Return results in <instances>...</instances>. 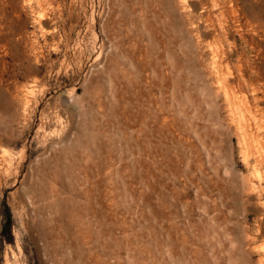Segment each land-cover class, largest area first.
Returning <instances> with one entry per match:
<instances>
[{
	"label": "rangeland",
	"instance_id": "rangeland-1",
	"mask_svg": "<svg viewBox=\"0 0 264 264\" xmlns=\"http://www.w3.org/2000/svg\"><path fill=\"white\" fill-rule=\"evenodd\" d=\"M157 1L144 24L145 0H0V264H94L105 240L108 264H264V150L239 138L250 123L264 140V105L248 115L204 101L214 84L197 73L210 75L211 58L183 52L195 31L161 44L189 5ZM235 1L253 10L258 55L216 56L235 78L238 59L253 67L260 97L264 0ZM231 29L226 48L239 52L248 28ZM113 58L130 74L113 78ZM45 158L61 169L48 200H71L73 240L58 222L36 228L53 215L25 187Z\"/></svg>",
	"mask_w": 264,
	"mask_h": 264
},
{
	"label": "bare ground",
	"instance_id": "bare-ground-1",
	"mask_svg": "<svg viewBox=\"0 0 264 264\" xmlns=\"http://www.w3.org/2000/svg\"><path fill=\"white\" fill-rule=\"evenodd\" d=\"M159 1H157V2H159ZM178 1L180 3H187L189 5V9L186 10L184 14H181L180 16H178L179 20L175 21L176 23H175L174 28L168 31V35L172 36V38L166 37L164 39V41L161 42L162 46H164L165 48L168 49V46L170 44V39L172 40L173 37L174 38H180V37L183 38L186 35L187 28H191V30L195 31V34L197 35V39L195 41H192V39L188 38L187 41L185 42V46H184L183 52L186 55H191L192 51H196V52L200 53L201 55H209L210 58H211L210 59L211 60V62H210V64H211V73H209L210 75H206V76L203 75L202 76V75L197 73V76H199V78L202 81H207L208 79L211 78V80H212V82L214 84L213 89L211 90L210 83L209 84L203 83V91H204L203 98H204V101H207L209 99V95L212 94L215 99L222 98L223 101L228 104V107L233 106V108L235 107V108L239 109V111L242 112V113L245 112V113H247L249 115V114L252 113V111L253 112L260 111L261 108H256V111L252 110V106H253L252 104L253 103H255V105H257L259 103L264 105V89L261 90L262 96L258 97L257 96L258 89H257L256 84L254 83V81H256V80L259 81L260 78H258L257 76L253 78V75H252V74H254L253 67H249V69L251 71H250V74L247 75L246 74V69L242 68L240 60L238 59V64L236 65V67H238V70L241 71V72L239 73V77L235 78L233 76V71H232L231 67H229V65H228L227 60L225 59V64H223L222 62H220V59L218 60L219 56H218V58L216 56V55H222V57H223V55H225L224 57L227 58L228 55H258L257 46H256V43H255V35L256 34L254 33V29H253L254 25L252 23L253 10L250 8V10H245V11L243 10L242 11L241 10L242 8H240L237 5V2L235 0H178ZM144 3H145L144 4L145 6L142 7V10L144 12V14H143L144 16L141 18L140 21H142L144 24H147V22H150V21H149V19H147L146 16L148 14L145 15L146 13L151 12V14L153 15L152 16L153 18L157 17L158 14H157V11H155L152 8L151 4L148 3V0H145ZM161 7H160V10H159V14L161 16L165 15V16L169 17L170 13L173 11V10H170L171 8H170L169 3L167 2V4L165 6H163L162 8ZM212 11L215 12V15H217L219 17L217 22H214L211 19V16L213 14ZM231 26H233L234 29H236L237 31H240V30H243L245 28H248L247 32H246V37H245V35L242 36L243 34L240 37L243 40V42L245 43L246 48L242 49L239 52H238V47H237L235 42H231L230 41L231 44H230L229 48H226V44L225 43L228 41L229 38L232 37ZM185 27H187V28H185ZM243 33H244V31H243ZM146 34H147V37L150 40H153V37H152V35H151V33L149 31H147ZM205 39H209V40L211 39V41L215 42L216 44H214L212 46L209 42H205ZM173 41L178 43V41H176V40H173ZM117 45H119V43ZM114 46H116V44H114ZM119 56H121V55H119ZM226 62H227V64H226ZM131 63H132V61H131ZM127 66H129V65H127ZM110 69L112 71L113 78H115V79L118 77V72L122 74V77H125L128 74V71H127V68L125 67V64L124 63H119L115 58H113L112 61H111ZM171 70H172V68H171ZM25 99H26V97H25ZM238 114H240V113H238ZM243 119H245V118H243ZM235 126H236V124H235ZM236 127H238V126H236ZM255 127L257 129L253 130L250 123L249 124H243V127H239L240 128L239 133H240V136H241L239 138L242 139V142H243L242 144H245L246 142L247 143L251 142V144L254 143V145L256 146L257 150H261L260 152L262 153V151L264 150V140H262L260 138L261 137L260 134H259L260 132H258L260 130L259 129L260 125H258V126L255 125L254 128ZM59 151H61V150H59ZM54 158H58V157L54 156ZM54 158H52V159L54 160ZM58 162H59V159L57 160V163ZM49 166H50V158H45V159L41 160L40 165L37 166L38 168H36V171H35V174L38 177V179L34 183H28L27 186L25 187L26 193H28L30 196H37L38 199H40L41 202L46 201L45 205L42 203L44 205V207L42 206V208H40L38 210V212L44 213L47 210V211H49V213H52V215H53L52 217H42V219H40V221H39L40 223L39 224L37 223L36 228H39L40 226H43L44 231L40 232V233L46 236V232H45L46 229H48L50 226H53V224H54L53 222H58V223L62 224V226H60V227H62L63 232L65 234H68V235L70 234L69 236L73 240V239H75V235H72L71 234L72 232H70V231L73 230L72 226L74 227V224H75V223L73 224L74 220H72V217H73L74 214L72 213V211L69 210L68 206H66V204H69L71 200L67 201L68 200L67 198L60 199L59 198L60 195H59V197H58V195L57 196L55 195L56 197L54 199H52V201L48 200V198L52 196L51 194H52V190L54 189L53 187H55V184L53 185V182L60 186V180H61L60 179V174H59V172H61V169L59 167H57V170L56 171L54 170V172L52 173L51 172L52 170L51 171L49 170ZM62 167H64V166H62ZM58 169H60V170H58ZM61 176H63V175H61ZM259 180H261V179L259 178ZM51 181H52V183H51ZM62 186H65V184H62ZM204 209H206V208H204ZM65 210H66V212H65ZM206 211H208V210H206ZM35 212H36V210H35ZM218 215L219 214H217V216ZM66 216L69 217V220H65ZM212 219L213 220L219 219V216L218 217L212 216ZM223 223H225V222H223ZM76 225H77V223H76ZM214 225H212L211 228L216 226V225L215 226ZM33 226L34 225H32V227ZM218 226H219V224H218ZM147 228H149V227L147 226ZM216 228H217V226H216ZM223 228L225 229L227 227L224 226V224H223ZM222 231H223V229H222ZM224 231H226V230H224ZM125 235H126V233H125ZM65 237H67V235H65ZM122 237H123V235H122ZM91 238H93L92 235H91ZM99 238H95L96 241H98ZM123 238H126V237H123ZM120 239H122V238H120ZM125 240L123 242H125ZM101 243L105 247V249H103L100 253H97L98 255L96 257L92 258V260H93L92 262H94V264H108L105 261V259L110 256L109 245H108V242L106 240L104 242H101ZM110 243H111V241H110ZM153 243H155V242H153ZM114 244H115V242H114ZM117 246H119V245H117ZM115 247H116V245H115ZM72 251H74V250H72ZM117 251H118V249H117ZM113 252H114V250H113ZM76 255H75L76 258L80 257V256H76ZM114 256H115V254H114ZM112 258H114V257H112ZM68 259H69V257H68ZM72 262L73 261H71V263ZM80 262L81 261L78 258V260L73 262V263L74 264H79ZM68 263H69V261H68Z\"/></svg>",
	"mask_w": 264,
	"mask_h": 264
}]
</instances>
